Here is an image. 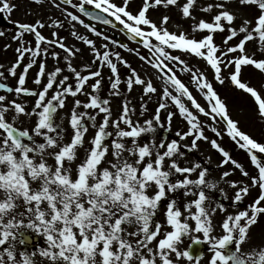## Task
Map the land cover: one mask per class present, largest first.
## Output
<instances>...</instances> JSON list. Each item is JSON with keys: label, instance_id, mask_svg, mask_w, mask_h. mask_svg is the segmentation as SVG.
Returning a JSON list of instances; mask_svg holds the SVG:
<instances>
[{"label": "snow or ice", "instance_id": "6c2138e0", "mask_svg": "<svg viewBox=\"0 0 264 264\" xmlns=\"http://www.w3.org/2000/svg\"><path fill=\"white\" fill-rule=\"evenodd\" d=\"M51 3L82 14L64 7L69 23L135 53L155 70L160 86L109 43L98 47L97 40L78 34L75 23L70 35L92 55L82 68L74 64L81 48L57 32L55 39L42 32L46 26L62 28L59 19L12 21V39L20 46L15 61L0 71V264H203L205 251L206 264H264V241L254 242L252 233L264 217V142L240 128L214 86L227 81L249 94L264 120V85L244 79L248 69L264 77V0H142L135 11L131 0ZM17 8L12 0H0V13L10 16ZM153 8H175L187 27L170 29L171 16L153 19ZM82 16L113 27L118 22L148 54ZM26 34L34 44L24 40ZM49 46L63 50V66L61 52ZM49 56L57 61L51 68ZM196 58L213 79L192 63ZM121 65L129 69L123 79ZM105 68L111 74L107 95ZM177 71L189 74L207 106ZM137 89L138 105L130 99ZM153 96L156 106L149 112ZM177 115L186 127L169 138ZM221 121L223 131L214 126ZM206 128L217 138L226 132L247 152L255 173ZM201 141L220 153L218 167H232L214 177L204 160L193 158ZM237 170L240 178L233 179ZM254 187L257 195L240 208Z\"/></svg>", "mask_w": 264, "mask_h": 264}, {"label": "rangeland", "instance_id": "374dc122", "mask_svg": "<svg viewBox=\"0 0 264 264\" xmlns=\"http://www.w3.org/2000/svg\"><path fill=\"white\" fill-rule=\"evenodd\" d=\"M13 3L18 4V8L15 9L11 15L7 13H0V23L8 24V22H11L13 24L12 26L15 29H10L7 27H4L0 25V31L4 32V35L6 33H12L17 31V25L14 24L12 21L15 20H20L24 22H34L35 19L40 18L43 19L47 22V24H51L52 20L59 19L63 23L62 28L58 27H48L46 26L44 29H42V32L45 36L55 39L56 37L52 36L53 32H57L59 36L66 38V43L69 46H75L77 48H81L82 52L78 53L77 56L74 58V64L79 65L81 68L83 64L90 63L92 61V55L91 52L88 48V46L84 45L83 42L79 41L75 37L70 35V29L72 28V23H75V30L78 32L80 35H87L90 38L97 40L98 41V47L100 44L103 43H109V47L113 50H116L112 44L108 41H103L101 38L96 37L94 34H92L88 29H86L83 25H80L78 22H72L69 23L68 19H66L65 15L62 12V9L64 7H68L70 11L76 12L75 9L71 8V6L68 5H61V8H56L52 5L51 0H44V3L42 4H36L33 2V0H12ZM74 2H78V0H74ZM57 3H59L57 1ZM142 5V0H137L136 3H133V10L135 11L138 7ZM171 10H165L163 8H153L150 9V15L153 19H159L161 14H169ZM76 14L80 15L79 13L76 12ZM199 15H204L203 13H199ZM83 19H85L82 16ZM173 20H171L169 27L172 30H175L177 24H183L184 27L186 28L188 25L187 21H182L180 18L179 12H174L173 15ZM2 19L5 21L3 22ZM86 23L93 24L97 29L101 28V25L92 23L85 19ZM105 30L110 31L111 33H115V31L111 30L110 28H106ZM119 35L118 33H116ZM3 35V36H4ZM112 35H109V37ZM1 37V36H0ZM123 37V36H122ZM123 40L124 37L122 38ZM25 41H30L34 44V37L31 34H26L24 37ZM217 41L219 42V36L217 37ZM10 47L5 48V46L0 47V64L4 65V69H0V71H4L7 69L11 63H13L16 59V52L15 49L19 47V43L15 40H12V43L8 44ZM53 48L56 51H60L62 56L59 61L60 65H64L63 61V55L64 52L63 50L59 49L58 46H49ZM130 48H136L139 52H141L142 55H147L148 50L143 48L141 44H135V43H130L129 44ZM251 47V45H249ZM120 51L121 54L129 60V62L132 64L133 67L137 68L138 71L142 72L146 76H151L154 81L156 82L157 86H160V81L156 78V72L154 69L150 68L144 61L140 60L139 57L135 55V53L128 52L124 49L121 50H116ZM28 57L26 56L25 60L22 63H27ZM57 61H55L51 56L47 58V64L48 67L51 68L54 64H56ZM192 63L196 67H201L203 70H205L209 74V79H213V76L210 72V69H207L204 67V62L196 59H192ZM96 65H93L95 67ZM19 71H22V68L18 69ZM37 71L36 66L34 65L32 69L29 71V84H31V77L34 76L35 72ZM120 72L122 75V79L125 78L128 73L129 69L125 68L123 65L120 66ZM65 74H67V70H65ZM177 74L181 77V79L184 80L186 84H189L190 89L193 91V94L196 96L198 101L204 105H206V101L202 97V95L199 93V91L195 88L194 84L190 83V77L189 74L186 72H180L177 71ZM111 75L110 72L108 71L107 68L104 69V88H105V95H107V88L109 87V81H108V76ZM5 76H8V73L5 71ZM244 79L247 81H250L253 86H257L258 88L261 85H264V77H261L257 71L253 69H248L245 72ZM7 82L10 84H14L15 81L12 77L8 76ZM214 86L216 89L219 91L220 95L222 98H224L228 104L230 114L234 119H237L239 121V126L240 128L253 136L255 139H257L260 142H264V120H262L255 108V104L253 99L249 94H246L242 90L236 89L234 86L229 84L227 81L225 84L221 85L219 83L214 82ZM123 88V85L121 86ZM0 94H3L0 92ZM140 95L139 89L133 91L130 94V99L132 100L133 104H139L138 97ZM156 97L153 96L152 102H150L148 106L149 112L154 111V108L156 106L155 104ZM116 104H119V100L116 99L114 101V106ZM170 110L175 111V108L170 106ZM163 115V114H162ZM202 120H207L206 117H203L201 115ZM209 124H212L213 122L208 121ZM214 126L220 128L222 131L224 129V124L221 121L218 124H215ZM186 127L185 122L177 115L176 118H174L173 121V128H172V133L169 134V138L175 134V131L177 129H184ZM206 134L209 135L212 138H217L215 136V133L211 132L210 128H206ZM218 142L222 144L223 147L228 150L234 159H237L240 163L244 164L245 167L252 173H255V168L251 164L249 156L247 152L243 149H240L234 141L227 135L225 132L221 137L217 138ZM234 145V146H232ZM193 155V158L201 159L204 160L207 164V166L210 167V170L213 173L214 177H219L221 173L227 168L232 167L231 165H227L225 167H218L220 164V160L222 159L221 155L219 152L216 150L212 149L210 144L207 142L201 141L200 142V150L198 152H195ZM211 158L210 160L208 158ZM233 179L240 178V173L237 170L234 176L232 177ZM221 187H224L225 190L228 192L229 197L232 196V190L228 187L227 184L221 183ZM258 189L257 188H252L251 189V194L245 198L244 201L241 202L240 208H243L246 206L248 203H251L252 199L257 195ZM218 198L223 200V202L226 205H229L228 210L229 211H234L235 209L230 205L229 200H224L222 196H219L217 194ZM253 233V239L254 242L260 243L261 241H264V217L261 218L260 222L253 227L252 229ZM187 244V241H186ZM208 253L205 251V259L203 264H206L207 258H208Z\"/></svg>", "mask_w": 264, "mask_h": 264}, {"label": "flooded vegetation", "instance_id": "af4514ba", "mask_svg": "<svg viewBox=\"0 0 264 264\" xmlns=\"http://www.w3.org/2000/svg\"><path fill=\"white\" fill-rule=\"evenodd\" d=\"M137 2V0H131V9L133 10V3H136ZM169 10H171V11H169L170 13H169V15L171 16V20H173L174 18H173V15H174V12H178V10H176L175 8H171V9H169ZM134 11V10H133ZM198 15H199V13H197ZM100 32H102V33H104L105 35H107V36H109V32H107V31H105V30H103V31H100ZM15 34V32H12V33H6L4 36H1L0 37V47H2V46H5V45H8V44H10V43H12V37H13V35ZM120 42H122L121 40H120Z\"/></svg>", "mask_w": 264, "mask_h": 264}, {"label": "water", "instance_id": "95a60500", "mask_svg": "<svg viewBox=\"0 0 264 264\" xmlns=\"http://www.w3.org/2000/svg\"><path fill=\"white\" fill-rule=\"evenodd\" d=\"M88 18V17H87ZM90 19V18H89ZM93 21H95V20H93ZM95 22H98V23H102V22H99V21H95ZM103 24V23H102ZM109 26H111V25H109ZM111 27H113V26H111ZM118 26H117V24H116V26L114 27V28H117ZM125 33V32H124ZM126 35V34H125Z\"/></svg>", "mask_w": 264, "mask_h": 264}]
</instances>
